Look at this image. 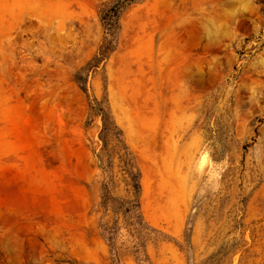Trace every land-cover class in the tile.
Returning a JSON list of instances; mask_svg holds the SVG:
<instances>
[{"label":"rangeland","instance_id":"obj_1","mask_svg":"<svg viewBox=\"0 0 264 264\" xmlns=\"http://www.w3.org/2000/svg\"><path fill=\"white\" fill-rule=\"evenodd\" d=\"M0 0V264H264V0Z\"/></svg>","mask_w":264,"mask_h":264},{"label":"trees","instance_id":"obj_2","mask_svg":"<svg viewBox=\"0 0 264 264\" xmlns=\"http://www.w3.org/2000/svg\"><path fill=\"white\" fill-rule=\"evenodd\" d=\"M140 1L142 0H111L109 7L102 14L106 28L110 31L127 7Z\"/></svg>","mask_w":264,"mask_h":264}]
</instances>
